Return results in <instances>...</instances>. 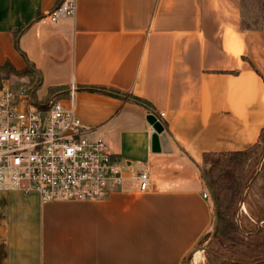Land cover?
Here are the masks:
<instances>
[{
    "label": "crops",
    "instance_id": "0c3cea01",
    "mask_svg": "<svg viewBox=\"0 0 264 264\" xmlns=\"http://www.w3.org/2000/svg\"><path fill=\"white\" fill-rule=\"evenodd\" d=\"M61 1L0 0V83L29 76L66 106L73 84L89 137L152 184L128 176L91 200L0 191V264H188L213 221L203 155L264 130V29L243 25L240 0H74L52 22Z\"/></svg>",
    "mask_w": 264,
    "mask_h": 264
},
{
    "label": "built area",
    "instance_id": "2783aa9c",
    "mask_svg": "<svg viewBox=\"0 0 264 264\" xmlns=\"http://www.w3.org/2000/svg\"><path fill=\"white\" fill-rule=\"evenodd\" d=\"M74 11V0H63L45 16L57 22ZM73 96V84L66 106L55 95L35 101L25 90L0 83V191H35L43 202L100 199L120 190L128 176L138 191L149 190L146 168L127 174L102 137H89L75 115ZM151 115L163 126V112Z\"/></svg>",
    "mask_w": 264,
    "mask_h": 264
},
{
    "label": "rangeland",
    "instance_id": "374dc122",
    "mask_svg": "<svg viewBox=\"0 0 264 264\" xmlns=\"http://www.w3.org/2000/svg\"><path fill=\"white\" fill-rule=\"evenodd\" d=\"M243 25L251 28L264 29V0H240ZM11 79L8 83L16 89L17 82L30 94L34 100H42L47 91L44 86L35 85L33 79ZM15 85V86H14ZM50 96V93H49ZM48 96V97H49ZM264 131L259 143L248 149L245 156L236 157L234 173L222 176L220 184L245 185L240 192L239 202L233 203L224 211L226 214L219 228L216 225L215 233L220 237L212 236L215 227L214 213L216 208L212 204L213 221L203 238L188 258V264H226L221 259L257 260L256 264L264 262ZM228 164L232 163L224 158ZM219 162L220 165L224 164ZM218 166V165H217ZM204 167H209L208 163ZM232 168V167H230ZM231 172V170H229ZM234 174V175H233ZM242 200V201H241ZM217 212V211H216ZM234 215L232 217V213ZM218 216V215H217ZM218 218V217H217ZM218 231V232H217ZM242 231V232H241ZM248 232V234L246 233ZM206 247V248H205Z\"/></svg>",
    "mask_w": 264,
    "mask_h": 264
},
{
    "label": "trees",
    "instance_id": "16d2710c",
    "mask_svg": "<svg viewBox=\"0 0 264 264\" xmlns=\"http://www.w3.org/2000/svg\"><path fill=\"white\" fill-rule=\"evenodd\" d=\"M32 70H33V66L30 64V62L29 65L23 70H17L14 67L10 68V71L15 74H29ZM2 78H7V75L4 76L0 75V80ZM247 151L248 150L220 152V153L212 152V153H205L203 155L204 156L203 166H202L203 177L212 193L213 203L218 215L217 218L218 228L222 222V219L226 215L224 211L227 209V207L233 203H236L237 201L239 202L240 192L246 183V182H244L243 184L236 183L232 185V183L230 182L228 185L227 184L224 185L223 183L219 185V181L223 182L222 181L223 174L232 173V172L234 173V171L236 170V168H234V162L230 161V159L235 160L236 157L241 158L242 156L246 155ZM224 158H228V160L232 163V165L228 164V162L224 163L223 161L225 160ZM220 161H222L221 163L224 164L220 165L219 164ZM207 163L209 167L206 168L204 167V164ZM229 170H231V172ZM233 216H235L234 212L232 213V217ZM217 236H218L217 233H215L214 238ZM218 237L222 238L221 236ZM221 260L226 264H256L257 261V260H241V259H231L230 261H226L223 259ZM261 264H264V262H262Z\"/></svg>",
    "mask_w": 264,
    "mask_h": 264
},
{
    "label": "water",
    "instance_id": "95a60500",
    "mask_svg": "<svg viewBox=\"0 0 264 264\" xmlns=\"http://www.w3.org/2000/svg\"><path fill=\"white\" fill-rule=\"evenodd\" d=\"M154 128H156L157 130L160 129V125L158 123H153ZM153 137H156V133H154ZM264 155V154H263ZM242 201V200H241ZM217 212L215 211L214 213V218H215V227L213 228V232H212V236L215 234V230H216V225H217ZM206 248V247H205Z\"/></svg>",
    "mask_w": 264,
    "mask_h": 264
}]
</instances>
